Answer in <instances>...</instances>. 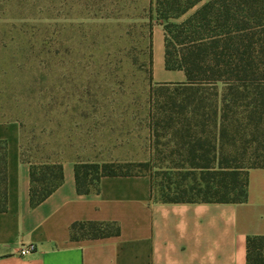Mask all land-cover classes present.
I'll use <instances>...</instances> for the list:
<instances>
[{
  "label": "rangeland",
  "instance_id": "rangeland-1",
  "mask_svg": "<svg viewBox=\"0 0 264 264\" xmlns=\"http://www.w3.org/2000/svg\"><path fill=\"white\" fill-rule=\"evenodd\" d=\"M149 1L0 0V113L20 122L26 159L150 160L133 172L153 175L156 198L180 183L199 199L201 171L168 167L151 133Z\"/></svg>",
  "mask_w": 264,
  "mask_h": 264
},
{
  "label": "trees",
  "instance_id": "trees-1",
  "mask_svg": "<svg viewBox=\"0 0 264 264\" xmlns=\"http://www.w3.org/2000/svg\"><path fill=\"white\" fill-rule=\"evenodd\" d=\"M148 18L164 28L165 66L182 69L185 82L153 83L150 128L168 149L170 167L201 171L196 186H166L155 197L152 174L133 172L151 161L76 163L79 193L99 190L103 176L149 174L163 202L238 203L247 200L249 170L264 167V0H150ZM151 40V32H150ZM152 46V41L150 43ZM149 64L153 68V51ZM167 138L161 143L160 138ZM163 152V151H162ZM22 154V152H21ZM31 166V204L63 182V163L51 156ZM163 190V192L165 191ZM7 205V159L0 153V209ZM73 240L118 235L116 222L79 221ZM248 264H264V235L249 236Z\"/></svg>",
  "mask_w": 264,
  "mask_h": 264
},
{
  "label": "crops",
  "instance_id": "crops-1",
  "mask_svg": "<svg viewBox=\"0 0 264 264\" xmlns=\"http://www.w3.org/2000/svg\"><path fill=\"white\" fill-rule=\"evenodd\" d=\"M152 69L154 83L187 81L184 70L165 66L162 25L154 31ZM21 137L20 122L0 113L7 159L0 264H248V237L264 235V167L249 170L244 202H163L153 197L149 174L103 176L98 191L81 194L75 166L87 160L69 155L60 159L61 185L33 206ZM79 221L116 222L120 233L73 240L70 227ZM30 243L36 249L22 255Z\"/></svg>",
  "mask_w": 264,
  "mask_h": 264
},
{
  "label": "built area",
  "instance_id": "built-area-1",
  "mask_svg": "<svg viewBox=\"0 0 264 264\" xmlns=\"http://www.w3.org/2000/svg\"><path fill=\"white\" fill-rule=\"evenodd\" d=\"M35 249H36V244H34V243H30V244H28V245H24L23 247H21V249H20V253H21L22 255H25V254H27V253H29V252L34 251Z\"/></svg>",
  "mask_w": 264,
  "mask_h": 264
}]
</instances>
